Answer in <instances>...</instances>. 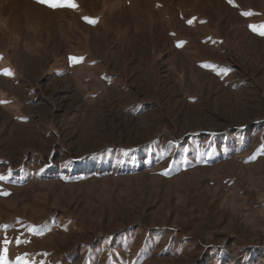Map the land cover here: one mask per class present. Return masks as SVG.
<instances>
[{
    "label": "rangeland",
    "instance_id": "obj_1",
    "mask_svg": "<svg viewBox=\"0 0 264 264\" xmlns=\"http://www.w3.org/2000/svg\"><path fill=\"white\" fill-rule=\"evenodd\" d=\"M75 4L0 0V264H264V0Z\"/></svg>",
    "mask_w": 264,
    "mask_h": 264
},
{
    "label": "snow or ice",
    "instance_id": "obj_2",
    "mask_svg": "<svg viewBox=\"0 0 264 264\" xmlns=\"http://www.w3.org/2000/svg\"><path fill=\"white\" fill-rule=\"evenodd\" d=\"M41 3H47L50 7H78L75 4V0H40ZM231 2V0H230ZM90 23H95L94 20H89ZM261 34L264 35V30L261 31ZM77 58H73L75 61Z\"/></svg>",
    "mask_w": 264,
    "mask_h": 264
}]
</instances>
